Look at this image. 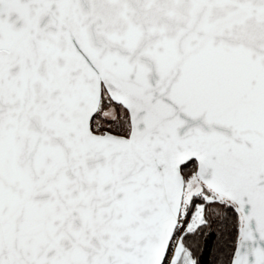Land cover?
Wrapping results in <instances>:
<instances>
[{
    "label": "snow or ice",
    "instance_id": "6c2138e0",
    "mask_svg": "<svg viewBox=\"0 0 264 264\" xmlns=\"http://www.w3.org/2000/svg\"><path fill=\"white\" fill-rule=\"evenodd\" d=\"M0 264H264V0H0Z\"/></svg>",
    "mask_w": 264,
    "mask_h": 264
}]
</instances>
